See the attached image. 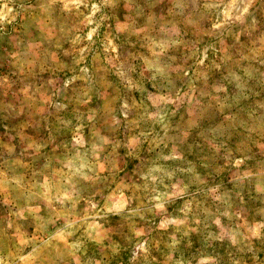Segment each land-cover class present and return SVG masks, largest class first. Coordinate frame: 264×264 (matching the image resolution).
I'll use <instances>...</instances> for the list:
<instances>
[{
    "label": "rangeland",
    "instance_id": "obj_1",
    "mask_svg": "<svg viewBox=\"0 0 264 264\" xmlns=\"http://www.w3.org/2000/svg\"><path fill=\"white\" fill-rule=\"evenodd\" d=\"M0 264H264V0H0Z\"/></svg>",
    "mask_w": 264,
    "mask_h": 264
}]
</instances>
